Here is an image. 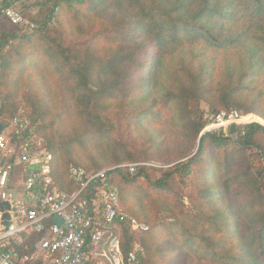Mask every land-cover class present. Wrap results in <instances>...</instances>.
Returning <instances> with one entry per match:
<instances>
[{
    "label": "trees",
    "instance_id": "16d2710c",
    "mask_svg": "<svg viewBox=\"0 0 264 264\" xmlns=\"http://www.w3.org/2000/svg\"><path fill=\"white\" fill-rule=\"evenodd\" d=\"M14 5L0 1V123L31 108L63 192L79 188L72 166L112 168L89 189L104 236L87 251L118 237L125 255L142 245L139 264H264V125L204 132L222 112L264 120V0H37L23 26L2 13ZM28 73L43 94L25 105ZM51 85L73 114L56 111ZM65 115L77 123L67 135ZM142 161L173 165L120 167ZM110 189L147 232L102 219Z\"/></svg>",
    "mask_w": 264,
    "mask_h": 264
},
{
    "label": "built area",
    "instance_id": "2783aa9c",
    "mask_svg": "<svg viewBox=\"0 0 264 264\" xmlns=\"http://www.w3.org/2000/svg\"><path fill=\"white\" fill-rule=\"evenodd\" d=\"M2 13L18 26L26 24L21 12L15 8L3 9ZM244 117L236 111L222 112L209 122L204 132L252 123ZM1 124L4 130L0 134V264H24L27 258L17 247L25 252L32 250V263L88 264L92 259L89 264H139V256L144 251L139 242L134 243L127 255L123 253L118 237H113L102 253L86 249L87 237L98 243L104 236L94 207L96 204L89 199V189L104 180L112 168L88 172L83 167L72 166L69 178L79 188L73 193L63 192L52 172L53 156L25 109L6 124ZM145 166L130 163L120 167L135 172ZM4 203L10 208H2ZM102 203V219L107 224L119 221L134 230H149L146 223L123 210L117 189L103 193ZM5 213L10 215L9 226L4 225ZM56 217L62 220L61 225L55 222ZM94 226L96 228L90 233Z\"/></svg>",
    "mask_w": 264,
    "mask_h": 264
},
{
    "label": "rangeland",
    "instance_id": "374dc122",
    "mask_svg": "<svg viewBox=\"0 0 264 264\" xmlns=\"http://www.w3.org/2000/svg\"><path fill=\"white\" fill-rule=\"evenodd\" d=\"M1 1V0H0ZM37 0H23L21 1L20 3H17L14 5V8L16 10H18L19 12H21L25 7H28V6H32L36 3ZM37 8H35L36 10ZM112 13V11H111ZM106 14L107 17H111V15L113 14ZM95 15V19L94 20H98V16L99 15ZM42 80L37 77L35 74L33 73H28L24 76V81L23 83L21 84L20 88H19V96L17 98L18 102L22 103L23 101V97L24 95H37V94H43V90H42ZM57 87L56 89L53 88V86L51 85V90H50V93H51V101L53 103V105L55 106V109L57 112L59 113H64V114H68V112L70 114H73L74 113V110H73V105L72 103L69 101L70 100V96L69 94L66 92V91H61V92H58L57 96H54V93L53 92H56L57 91ZM56 90V91H55ZM22 104H25V103H22ZM26 105V104H25ZM24 107V106H23ZM22 107V109H24ZM204 109L205 110H208V108L204 105ZM27 111V110H26ZM28 114L30 115L31 113V108H28ZM254 119L255 120H260V117L254 115ZM65 124L62 125V128H61V131L63 132H66L65 135L69 134L70 131H71V128L74 127V124L77 125V123H75V118L73 116H68V115H65ZM150 133L153 134L154 136L157 135L158 133V130L155 129V128H150ZM40 137L44 138L41 134H39ZM169 136V135H168ZM45 140V138H44ZM46 142V141H45ZM170 141H168L167 143H169ZM174 143L171 142L170 144V148L172 147ZM197 150V148H195L194 152L195 153ZM166 153V148L165 146L162 148V156L165 155ZM164 157V156H163ZM81 161L83 163V165H89V162L86 158L82 157L81 158ZM130 163H133V162H128V163H125V164H130ZM136 163H143L145 164L146 166H149V167H158V168H168V167H171L173 164H170V165H166V164H162V163H157V162H146V161H142V162H136ZM58 186V185H57ZM168 216L167 213H164L162 212L160 217L164 218ZM147 224V223H146ZM148 225V224H147ZM187 260L186 258L183 259V264H188L186 263ZM191 264H194V263H191Z\"/></svg>",
    "mask_w": 264,
    "mask_h": 264
},
{
    "label": "water",
    "instance_id": "95a60500",
    "mask_svg": "<svg viewBox=\"0 0 264 264\" xmlns=\"http://www.w3.org/2000/svg\"><path fill=\"white\" fill-rule=\"evenodd\" d=\"M21 1L23 0H13L14 4H17V3H20ZM253 122H259L260 124L264 125V120L260 118V120H257V121H253ZM4 130V125L0 123V134L2 133V131ZM2 208H7L9 209L10 208V205L8 203H4L2 205ZM4 220H6L4 222V225L5 226H9L10 222V215L8 213H5L4 214V217H3ZM55 222L58 224V225H61L62 224V220L59 218V217H56L55 219Z\"/></svg>",
    "mask_w": 264,
    "mask_h": 264
},
{
    "label": "bare ground",
    "instance_id": "6f19581e",
    "mask_svg": "<svg viewBox=\"0 0 264 264\" xmlns=\"http://www.w3.org/2000/svg\"><path fill=\"white\" fill-rule=\"evenodd\" d=\"M251 115H252V114H251ZM249 116H250V115L245 116V117H244V120L247 121V122L257 121V120L249 119V118H248Z\"/></svg>",
    "mask_w": 264,
    "mask_h": 264
},
{
    "label": "crops",
    "instance_id": "0c3cea01",
    "mask_svg": "<svg viewBox=\"0 0 264 264\" xmlns=\"http://www.w3.org/2000/svg\"><path fill=\"white\" fill-rule=\"evenodd\" d=\"M32 263V262H31ZM24 264H26V261L24 262Z\"/></svg>",
    "mask_w": 264,
    "mask_h": 264
}]
</instances>
